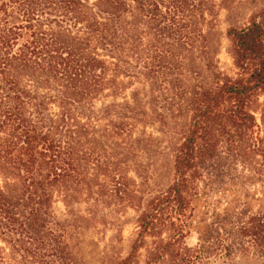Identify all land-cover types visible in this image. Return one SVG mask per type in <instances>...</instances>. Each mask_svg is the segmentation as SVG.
<instances>
[{"label":"trees","instance_id":"16d2710c","mask_svg":"<svg viewBox=\"0 0 264 264\" xmlns=\"http://www.w3.org/2000/svg\"><path fill=\"white\" fill-rule=\"evenodd\" d=\"M217 5L0 0V264L1 242L21 264H76L66 222L51 211L55 193H91L97 164L103 175L113 173L118 155L110 150L128 151L137 124L152 114L165 126L187 116L168 188V202L184 207L193 170L210 163L228 120H254L245 107L264 88V10L228 29L236 65L247 75L225 79L205 27ZM115 72L147 83L151 114L136 97L135 104L97 105L108 91L122 90ZM133 257L118 264H133Z\"/></svg>","mask_w":264,"mask_h":264},{"label":"rangeland","instance_id":"374dc122","mask_svg":"<svg viewBox=\"0 0 264 264\" xmlns=\"http://www.w3.org/2000/svg\"><path fill=\"white\" fill-rule=\"evenodd\" d=\"M216 2L215 15L205 26L210 57L225 79L246 77L236 65V45L227 31L248 25L264 10V0ZM115 74L124 81L122 90L108 91L97 105L135 104L136 97L146 101L151 114L147 83ZM202 75L209 73L202 69ZM245 109L254 120L227 121L210 163L193 170L184 207L168 202V188L186 115L166 126L154 121L153 114L147 123L137 124L132 133L136 142L130 141L128 151L110 150L118 155L114 172L103 175L97 164L88 195L70 191L63 198L55 193L51 211L66 222L75 263L118 264L134 252L133 264H264V88L253 93ZM146 215L151 221L145 230ZM1 244L4 264H21L19 254Z\"/></svg>","mask_w":264,"mask_h":264}]
</instances>
